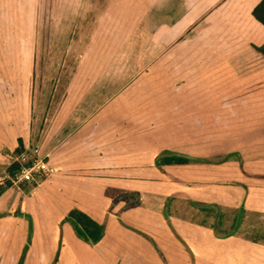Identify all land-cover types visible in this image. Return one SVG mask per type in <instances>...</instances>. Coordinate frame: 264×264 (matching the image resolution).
Listing matches in <instances>:
<instances>
[{
  "label": "crops",
  "instance_id": "crops-1",
  "mask_svg": "<svg viewBox=\"0 0 264 264\" xmlns=\"http://www.w3.org/2000/svg\"><path fill=\"white\" fill-rule=\"evenodd\" d=\"M260 1L45 0L65 45L39 55V0H0V264H264ZM30 147L49 172L14 185Z\"/></svg>",
  "mask_w": 264,
  "mask_h": 264
},
{
  "label": "trees",
  "instance_id": "trees-1",
  "mask_svg": "<svg viewBox=\"0 0 264 264\" xmlns=\"http://www.w3.org/2000/svg\"><path fill=\"white\" fill-rule=\"evenodd\" d=\"M252 14L254 18L264 26V0L253 9ZM259 52L264 56V46L258 48ZM21 148L17 149V153L21 152ZM191 160L200 161L196 158H190L187 155L174 153V152H163L161 157L157 160V166L162 167L164 165H184L188 164ZM17 166H15L16 168ZM15 170V169H14ZM11 172H14L13 169ZM67 221L71 223L76 235L83 241L89 244L98 243L104 236V226L94 221L84 212L73 209L66 217ZM28 246L25 247V251Z\"/></svg>",
  "mask_w": 264,
  "mask_h": 264
},
{
  "label": "rangeland",
  "instance_id": "rangeland-1",
  "mask_svg": "<svg viewBox=\"0 0 264 264\" xmlns=\"http://www.w3.org/2000/svg\"><path fill=\"white\" fill-rule=\"evenodd\" d=\"M45 0H39L38 8H37V23H36V43L35 48L39 52V55L41 52L46 50L47 52L51 49H59L60 47H64L65 43L63 41H60V35L59 31L61 30V19L55 18L57 14L59 15L58 9H50L49 7H45ZM47 6V5H46ZM54 13V17H52V14ZM6 14V12H5ZM52 22V23H51ZM5 37L10 38V33L8 31V28L12 29L13 26H8L5 24ZM68 27V26H67ZM66 27V29H67ZM69 28V27H68ZM60 29V30H57ZM17 33L20 31H16ZM16 35V34H15ZM21 36V32L18 34ZM68 35V34H67ZM27 41V40H26ZM25 40L20 42L21 48H28L27 42ZM7 45H10L11 41L6 40ZM15 44V43H14ZM34 47V46H33ZM41 61H44V57L38 58ZM46 60H49V58H46ZM43 64V62H42ZM71 241L75 244L74 250L78 251L80 254V257L82 261H86V251L84 249V245H82L81 241H78L77 237L72 238ZM78 242V243H76Z\"/></svg>",
  "mask_w": 264,
  "mask_h": 264
},
{
  "label": "built area",
  "instance_id": "built-area-1",
  "mask_svg": "<svg viewBox=\"0 0 264 264\" xmlns=\"http://www.w3.org/2000/svg\"><path fill=\"white\" fill-rule=\"evenodd\" d=\"M13 162L20 166L11 178V182L17 186L25 182L40 183L49 172L48 163L38 147H30L19 153Z\"/></svg>",
  "mask_w": 264,
  "mask_h": 264
}]
</instances>
